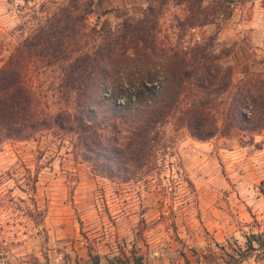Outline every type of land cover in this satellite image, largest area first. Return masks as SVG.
<instances>
[{"label":"rangeland","instance_id":"rangeland-1","mask_svg":"<svg viewBox=\"0 0 264 264\" xmlns=\"http://www.w3.org/2000/svg\"><path fill=\"white\" fill-rule=\"evenodd\" d=\"M91 1L110 24L119 13L139 16L158 0ZM217 0H202L208 23L178 28L184 3L166 0L160 34L171 42H205L230 48L223 64L235 82L264 68V0H220L230 13H213ZM67 0H0V66L20 41L50 19ZM200 19V18H198ZM213 35V39L208 37ZM22 70L40 101L59 107L55 70L26 57ZM162 167L141 179L96 175L73 157L58 135L0 141V264H91L87 251L107 258L133 252L142 264H264V250H249L246 237L264 232V127L255 134L231 129L206 140L172 131ZM256 248V244L252 242Z\"/></svg>","mask_w":264,"mask_h":264},{"label":"trees","instance_id":"trees-1","mask_svg":"<svg viewBox=\"0 0 264 264\" xmlns=\"http://www.w3.org/2000/svg\"><path fill=\"white\" fill-rule=\"evenodd\" d=\"M165 1L148 2L139 16L119 13L114 24L99 21L109 9L89 21L91 1L81 7L67 0L57 7L0 66V141L49 132L96 175L127 181L162 167L171 132L178 128L196 140L231 129L250 135L260 131L264 68L232 82V68L222 62L230 48L215 51L209 41H169L158 23ZM176 1L187 11L183 19L175 18L178 28L209 22L202 17V0ZM210 8L223 18L230 13L220 0ZM29 56L55 70L60 105L53 112L40 107L25 78L22 66ZM246 247L264 250V232L250 233ZM87 256L99 264L97 253L88 250ZM105 261L142 264L134 251Z\"/></svg>","mask_w":264,"mask_h":264}]
</instances>
